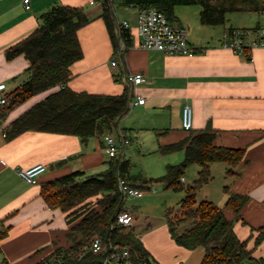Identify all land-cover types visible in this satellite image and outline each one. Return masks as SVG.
I'll list each match as a JSON object with an SVG mask.
<instances>
[{"label": "crops", "instance_id": "crops-1", "mask_svg": "<svg viewBox=\"0 0 264 264\" xmlns=\"http://www.w3.org/2000/svg\"><path fill=\"white\" fill-rule=\"evenodd\" d=\"M53 4L83 6L90 18L78 31L83 56L69 67L68 87L105 94H119L129 89L131 99L143 97L144 102L132 108L137 109L142 120L145 117L159 145L175 142L187 134L181 127V112L184 105H189L192 111L190 130L201 129L209 123L215 130V145L244 149L243 159L233 168V174L226 172L227 164L211 163L212 179L202 188L211 190L209 183H213L216 175L222 176L221 189L206 193L204 198L221 207L229 219L235 217L226 206L229 195L248 196L233 222V230L239 239L246 240L254 264H264V237L255 243L260 231L264 230V47L238 54L221 47L219 40L226 29L264 24V12H255L260 16L255 22L249 20L239 26L223 24L221 32L206 38L189 37L187 31V41L195 48V53L170 56L136 46L138 7L129 5L134 8V22L124 20L129 23L131 44L115 59V64H111L116 49L100 17L105 0L93 4L90 0H29L28 9L23 0H0V83L5 84L4 95L29 78L28 60L23 55L7 59L5 50L37 27L39 15ZM110 8L115 16L113 0ZM172 22L184 26L177 16ZM136 72L142 73L144 80L134 85L127 76ZM58 88L55 86L34 95L13 107L0 120V231L5 230L0 238V264H35L56 248L67 247L70 242L65 214L47 205L41 196L40 184L73 171H82L83 176L100 172L107 168L111 159L104 150L102 137L82 142L75 135L29 130L6 139L4 129L13 119ZM129 111L130 107L127 113ZM134 124L140 125L138 119L135 118ZM181 152L173 164L182 161L184 154ZM36 163L45 164L47 169L36 184H29L17 171ZM127 175H131L129 170ZM138 224V218H134L132 229ZM151 232L136 235L157 264H199L201 261L202 247H196L199 252L194 255L196 248L175 244L168 231L164 236L165 248H162L151 243ZM168 248L170 252L166 251Z\"/></svg>", "mask_w": 264, "mask_h": 264}, {"label": "trees", "instance_id": "trees-1", "mask_svg": "<svg viewBox=\"0 0 264 264\" xmlns=\"http://www.w3.org/2000/svg\"><path fill=\"white\" fill-rule=\"evenodd\" d=\"M123 3L138 9L155 8L163 12L169 22L176 19L175 5H198L199 21L206 26L225 24L231 12H264V0H123ZM100 17L115 49L119 38L126 45L131 44L129 29L119 27L109 0H105ZM89 21L83 6L53 4L39 15L37 27L5 50L7 59L23 55L28 60L29 78L6 95L7 102L0 108V120L13 107L59 86L13 119L4 129L6 139L29 130L75 135L82 142L106 133H118V122L129 110L132 98L129 89L119 94L90 93L75 91L66 84L70 65L83 56L78 31ZM214 138L215 130L207 123L201 129L188 130L180 140L159 145L161 154L183 151L184 157L179 163L166 165L163 175L156 179L127 175V159L116 156L99 173L83 176L82 171H73L41 183V196L49 207L59 208L65 214L69 226V245L58 247L55 252L63 254L66 264H103L108 245L118 244L130 249L135 263L146 260L147 264H157L133 229L115 222L116 213L124 210V199L117 189L120 177L141 190L150 189L152 181H162L166 188L184 191L177 210L165 213V221L170 236L178 245L187 249L203 248L199 264L254 263L246 240L239 239L233 230V222L248 196L229 195L226 206L233 211V219L227 218L224 210L214 202L196 200L197 192L212 178L211 163H225L228 165L226 172L233 174V168L244 156L243 148L217 146ZM191 164L199 165L197 177L192 184L185 185L181 178ZM184 222L189 225L179 231V225ZM4 234L5 230L0 231V238ZM94 237L102 239L103 248L98 252L91 249ZM263 237L262 229L255 243Z\"/></svg>", "mask_w": 264, "mask_h": 264}, {"label": "built area", "instance_id": "built-area-1", "mask_svg": "<svg viewBox=\"0 0 264 264\" xmlns=\"http://www.w3.org/2000/svg\"><path fill=\"white\" fill-rule=\"evenodd\" d=\"M97 0H90L93 4ZM110 2L112 0H109ZM24 7L28 9L29 0H23ZM119 27L129 29V23L126 20L118 23ZM136 46L144 50H158L170 56L187 55L191 56L195 53V48L187 41V30L184 26L169 22L166 15L155 8H139L136 13L135 25ZM220 46L229 49L238 54L258 47H264V24L257 27H236L226 29L220 36ZM130 45H126L122 38L118 39L117 48L111 64H115V59L122 55ZM132 84H139L144 80V76L140 72L132 73L127 76ZM5 84L0 83V104H6V95L3 94ZM144 98L137 96L131 99L129 107L135 104H142ZM192 111L189 105H184L181 112V127L188 131L191 129ZM104 142V150L109 158L121 156L123 147L130 143V133L119 130L118 133H106L102 137ZM47 169L43 163H36L27 168L17 171L18 175L29 184H36L38 178ZM183 180V178H181ZM117 189L122 194L123 199L129 197H138L143 192L156 191L153 189L141 190L135 185L126 182L123 178H118ZM133 214L128 208L116 213L115 222L120 226H131L133 223ZM103 248L102 239L94 237L91 242V249L98 252ZM131 251L128 247L118 244H109L106 249V256L103 264H139L135 263L131 258ZM40 264H66L62 253L53 252ZM140 264H147L146 260ZM239 264H254L248 262H240Z\"/></svg>", "mask_w": 264, "mask_h": 264}, {"label": "rangeland", "instance_id": "rangeland-1", "mask_svg": "<svg viewBox=\"0 0 264 264\" xmlns=\"http://www.w3.org/2000/svg\"><path fill=\"white\" fill-rule=\"evenodd\" d=\"M113 6L116 12L115 17L118 22H122L124 19H129L134 22V8L129 5H124L123 0H113ZM199 11L200 6L198 5L177 4L173 8L175 16H177L181 23L187 27L189 37L206 38L207 35L221 32L224 25L211 27L202 25L199 21ZM259 17L260 16L255 12H231L227 14L225 24L231 23L235 26H239L240 23L245 21L247 22L250 20L255 22ZM131 108L132 107H130L129 113H127V115L131 117L127 118V115H125L118 124V131L122 130L129 132L131 137L130 143L126 146L122 158L129 160L128 170L131 175L156 179L163 175L166 165L173 164V162L177 161L175 159H178L182 152L178 151L177 153L172 154H161L157 150L159 145L158 137L154 133V130L147 126L145 117L143 120L141 119V116H139L140 113L137 112V109ZM135 118L138 119L140 125H132ZM113 133L116 134V131ZM198 169L199 165L197 164L189 165L182 177L183 180H181L183 181V184H192L197 177ZM221 183L222 176L216 175L213 183H209L211 190L209 187H204L197 192V202L200 200H209V198H204L206 193L218 192L219 189H221ZM150 184V188L152 190L154 189L156 191L155 193L143 192V194L138 197L126 198L123 207L130 209L134 218H138L139 224L135 225L133 228L135 234L139 236V234L150 230L152 231V235H150L152 239L151 243L165 248L163 247L166 243V237L164 238V236L168 232L165 213L169 210H172V212L177 210L178 202L183 197L184 191L166 188L162 181H152ZM188 225L189 222L181 223L178 230L181 231ZM130 227L132 228V226ZM169 237L175 244H177L170 235ZM167 250L170 252L169 248L166 249V251ZM198 252L199 248L193 250L194 255Z\"/></svg>", "mask_w": 264, "mask_h": 264}]
</instances>
